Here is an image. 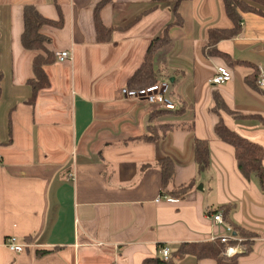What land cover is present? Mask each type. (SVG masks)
<instances>
[{"label":"crops","instance_id":"0c3cea01","mask_svg":"<svg viewBox=\"0 0 264 264\" xmlns=\"http://www.w3.org/2000/svg\"><path fill=\"white\" fill-rule=\"evenodd\" d=\"M101 1L0 0V264H157L163 248L172 256L182 244L227 236L211 218L226 205L232 208L224 225L251 234L248 253L232 246L237 264H264V188L241 176L232 147L214 132L220 118L264 151V93L256 81L264 67V18L242 15L241 33L215 46L225 60L203 52L209 29L232 27L222 0L181 3L179 26L170 4L134 22L152 0H110L98 14L102 27L116 29L105 42L95 27ZM26 7L52 21L61 13V28L41 32L55 54H71L44 68L49 86L33 104L35 53L20 42ZM168 25L169 41L152 64L158 82L170 83V111L181 113L151 122L155 109H167L125 100L121 91ZM222 66L231 80L212 86ZM213 91L231 114L212 110ZM152 125L172 129L143 140ZM195 140L208 142L207 169L194 161ZM167 158L172 187L194 181L184 199L161 194L159 161ZM9 236L26 245L23 253L4 246ZM174 264L216 263L187 255Z\"/></svg>","mask_w":264,"mask_h":264},{"label":"trees","instance_id":"16d2710c","mask_svg":"<svg viewBox=\"0 0 264 264\" xmlns=\"http://www.w3.org/2000/svg\"><path fill=\"white\" fill-rule=\"evenodd\" d=\"M110 0H102L95 8V27L98 32L99 41L105 42L110 40V34L116 29L104 28L99 21V10L105 6ZM188 0H152L153 6L136 17L135 21H138L146 13H150L155 10L160 4L172 5V12L175 20L173 25H181V19L178 15V8L181 3ZM224 11L227 18L232 23V27L229 29H209L207 32V44L203 50L205 56H218L225 60L229 58L217 51L216 45L225 40H231L237 37L242 30V15L243 14H254L264 18V0H222ZM57 11H60L57 3L54 4ZM59 20L52 21L42 17L34 8L26 7L23 11V32L20 37L21 46L27 51L35 53L32 59V72L33 78L29 81L32 95L28 100V103L33 104L36 94L49 86L48 77L44 71V68L50 64L55 63V53L50 50V39L42 34V30L45 27L61 28L63 20L61 13L59 12ZM170 25H168L161 36L153 39L148 46L147 51L144 54L143 60L137 69V71L128 79L127 88L131 90L145 89L158 83L159 74L154 71L152 59L154 53L165 46L168 39V31ZM259 77V74H258ZM258 77L256 81L258 80ZM214 107L213 111H224L230 113L225 106L218 91L212 93ZM174 112L175 114L181 113V111H170V110H158L155 109L151 113V122L156 119V116L165 115L167 113ZM231 114V113H230ZM153 119V120H152ZM152 124V123H151ZM151 126L149 133L143 138V140L154 142L162 138L168 131L172 129L170 125H158ZM160 132H157V129ZM155 131V133H154ZM214 132L217 137L224 143L230 145L234 152V159L237 168L241 176L248 180L250 177H255L262 188H264V167L262 161L264 158L263 149L255 143L249 142L247 139L240 137L236 132L230 130L219 118V121L214 127ZM194 161L203 169L209 167V145L207 141L195 140L194 143ZM159 167L162 174V186L161 194L163 196L169 195L171 199H184L187 194L193 189L194 181H191L187 185H180L175 188L171 186L173 179V164L170 159H162L159 161ZM171 188L168 190V188ZM231 205L220 206L214 210V214L221 213L224 217L223 220H228L229 213L231 211ZM233 232L236 233V237L239 241H228L227 243H221L219 239H213L210 241H203L198 243H185L182 244L172 256L169 261L165 262L160 259H155L157 264H174L175 261L183 258L187 255L195 256L198 259H208L214 261L216 264H237V257L235 255L232 258L224 256V252L228 246L239 244L246 247L245 253L250 251L249 244L251 234L248 232L238 229L237 227L232 228Z\"/></svg>","mask_w":264,"mask_h":264},{"label":"built area","instance_id":"2783aa9c","mask_svg":"<svg viewBox=\"0 0 264 264\" xmlns=\"http://www.w3.org/2000/svg\"><path fill=\"white\" fill-rule=\"evenodd\" d=\"M57 62H64L71 59V54L68 51L58 52L55 54ZM231 80V73L226 67H217L215 74L210 80L212 86L223 85ZM257 85L264 93V67L260 70L259 77L257 80ZM170 89V83L168 80L158 82L157 84L150 86L145 89L131 90L128 88H123L121 91L122 97L125 100H137L145 102L149 105H153L159 108L173 110L175 107L169 101L168 94ZM71 178L73 175L71 174ZM212 220L216 224L225 226V231L228 234L227 236H222L217 239L221 243H227L228 241H239L236 236L233 235V230L230 226L224 225V221L219 214H215L212 217ZM4 246L14 254L23 253L26 245L18 242L17 238L14 236H9L5 239ZM163 261L167 262L170 259V253L168 249L163 248L161 250ZM237 254V251L232 246H228L224 252V256L227 258H232Z\"/></svg>","mask_w":264,"mask_h":264},{"label":"water","instance_id":"95a60500","mask_svg":"<svg viewBox=\"0 0 264 264\" xmlns=\"http://www.w3.org/2000/svg\"><path fill=\"white\" fill-rule=\"evenodd\" d=\"M199 190H202V187H201V186L199 187ZM233 235L235 236V235H236V233H233Z\"/></svg>","mask_w":264,"mask_h":264},{"label":"rangeland","instance_id":"374dc122","mask_svg":"<svg viewBox=\"0 0 264 264\" xmlns=\"http://www.w3.org/2000/svg\"><path fill=\"white\" fill-rule=\"evenodd\" d=\"M200 186H201V184L197 185V187H196V188H197V189H199V187H200Z\"/></svg>","mask_w":264,"mask_h":264}]
</instances>
